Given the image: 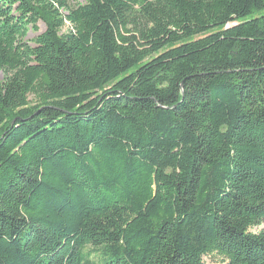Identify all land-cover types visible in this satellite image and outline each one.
Returning <instances> with one entry per match:
<instances>
[{"label": "trees", "instance_id": "16d2710c", "mask_svg": "<svg viewBox=\"0 0 264 264\" xmlns=\"http://www.w3.org/2000/svg\"><path fill=\"white\" fill-rule=\"evenodd\" d=\"M75 1L0 0V264H264V0Z\"/></svg>", "mask_w": 264, "mask_h": 264}, {"label": "rangeland", "instance_id": "374dc122", "mask_svg": "<svg viewBox=\"0 0 264 264\" xmlns=\"http://www.w3.org/2000/svg\"><path fill=\"white\" fill-rule=\"evenodd\" d=\"M68 3L70 5L75 4L76 1L75 0H67ZM79 2H83L84 0H78ZM59 12L61 14H65L67 13V10L65 8H60ZM69 23H67L66 21H64V23L61 25V27L59 28V33L64 32L65 29H67ZM37 26H38V31L37 33H41L44 31L45 26L44 23L39 20L37 22ZM29 31L27 32V34L25 35L27 39H30L31 37H33L35 35L32 26L28 25ZM3 78V74L0 71V80ZM109 86H106L105 89H107ZM28 101L29 104L28 106H32L34 105L38 100H37V96L34 94H29L28 95ZM264 229V224H259V225H254L252 226L249 230L253 231V232H257L259 230ZM83 253L85 254L86 258L92 262H95L98 260V258L100 257L99 254V250H96V248H94V246L89 245L87 247L84 248ZM203 261L205 262V264H225L226 262L223 261L222 257L219 256L218 254H209V255H204L203 256Z\"/></svg>", "mask_w": 264, "mask_h": 264}]
</instances>
